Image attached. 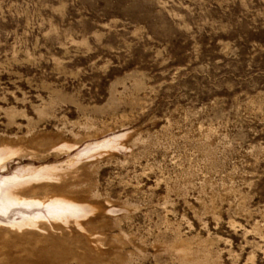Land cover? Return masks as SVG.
<instances>
[{"label": "rangeland", "instance_id": "rangeland-1", "mask_svg": "<svg viewBox=\"0 0 264 264\" xmlns=\"http://www.w3.org/2000/svg\"><path fill=\"white\" fill-rule=\"evenodd\" d=\"M4 145L92 210L0 214V264H264V0H0Z\"/></svg>", "mask_w": 264, "mask_h": 264}, {"label": "bare ground", "instance_id": "bare-ground-1", "mask_svg": "<svg viewBox=\"0 0 264 264\" xmlns=\"http://www.w3.org/2000/svg\"><path fill=\"white\" fill-rule=\"evenodd\" d=\"M121 136L122 134H113L100 140L85 144L84 147L75 154V156L71 157L69 161H67L69 162L68 165L77 161V159H79L82 155L93 154L94 152L107 147H116L119 142L118 139ZM61 147L70 148V145L65 142L61 144ZM15 149L16 148L6 145L0 146L1 169L6 166L5 161L7 159L15 153L17 154L18 151L16 152V150L18 148L16 150ZM57 168L59 167H57L56 164H48L40 167L23 166L16 169L10 175L0 176V214L8 216V213L13 211H17L18 214L21 213V217L24 218H22L19 224H17L19 228L23 226H34L39 218L63 220L66 222V220L70 217H73L76 220L78 217L88 213L91 208L89 205L79 203L64 196H45L44 198H40L33 195V189L37 186L31 182L44 178L45 180H47L46 178L49 180L50 178L55 177L54 175L56 174L55 172L57 171ZM28 192H30V194H26Z\"/></svg>", "mask_w": 264, "mask_h": 264}]
</instances>
